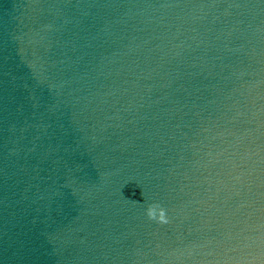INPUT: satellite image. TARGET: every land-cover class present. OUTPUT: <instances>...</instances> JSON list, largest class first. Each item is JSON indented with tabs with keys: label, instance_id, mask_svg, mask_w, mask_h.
I'll use <instances>...</instances> for the list:
<instances>
[{
	"label": "water",
	"instance_id": "1",
	"mask_svg": "<svg viewBox=\"0 0 264 264\" xmlns=\"http://www.w3.org/2000/svg\"><path fill=\"white\" fill-rule=\"evenodd\" d=\"M0 264H264V0H0Z\"/></svg>",
	"mask_w": 264,
	"mask_h": 264
},
{
	"label": "clouds",
	"instance_id": "2",
	"mask_svg": "<svg viewBox=\"0 0 264 264\" xmlns=\"http://www.w3.org/2000/svg\"><path fill=\"white\" fill-rule=\"evenodd\" d=\"M150 220H157L159 223H167L165 210L159 204H151L146 210Z\"/></svg>",
	"mask_w": 264,
	"mask_h": 264
}]
</instances>
